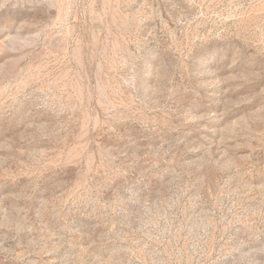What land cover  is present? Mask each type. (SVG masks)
Segmentation results:
<instances>
[{"label": "rangeland", "instance_id": "374dc122", "mask_svg": "<svg viewBox=\"0 0 264 264\" xmlns=\"http://www.w3.org/2000/svg\"><path fill=\"white\" fill-rule=\"evenodd\" d=\"M0 264H264V0H0Z\"/></svg>", "mask_w": 264, "mask_h": 264}]
</instances>
